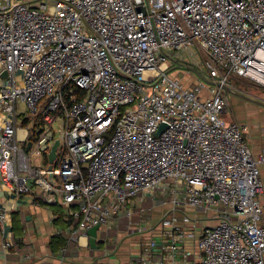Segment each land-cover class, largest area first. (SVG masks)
Masks as SVG:
<instances>
[{
	"label": "built area",
	"instance_id": "built-area-1",
	"mask_svg": "<svg viewBox=\"0 0 264 264\" xmlns=\"http://www.w3.org/2000/svg\"><path fill=\"white\" fill-rule=\"evenodd\" d=\"M192 45L208 85L168 73ZM232 77L264 90V0H0V191L62 208V258L97 225L140 238L92 264H264V152L222 118ZM13 211L0 251L27 262Z\"/></svg>",
	"mask_w": 264,
	"mask_h": 264
},
{
	"label": "crops",
	"instance_id": "crops-1",
	"mask_svg": "<svg viewBox=\"0 0 264 264\" xmlns=\"http://www.w3.org/2000/svg\"><path fill=\"white\" fill-rule=\"evenodd\" d=\"M254 86L257 87L244 79L238 77L230 78V90L228 94L235 93L236 98L234 97V103L238 107L241 106L242 113L231 115V118H224V120L238 122L243 127V136L249 148L252 152L258 153L264 152V102L251 93V89ZM229 104L227 111L231 107L230 100ZM260 176L262 189L257 198L262 206L261 224L264 225V164L260 166ZM1 203L4 206L15 203L17 212L23 216L22 245H18L17 243L16 245L19 248V252H24L26 249H29L32 257L30 261L23 262L19 261V256L15 254H9L5 258L0 251V264H60V262L61 264H92L98 258L91 257L90 250L93 248L87 250L89 256L88 254L79 256L78 252L74 256V251L71 253L72 256L67 255L63 258L58 254V251L55 253L50 250L48 241L51 236H55L52 233L66 226V221L63 218V210L59 205H46L40 201L31 202L27 197H22L15 202L13 199H8L0 191ZM60 235L67 238L65 234ZM139 238V235L124 237L119 247H117L116 253L113 254L121 256V261L126 260L127 254L135 250L134 247ZM115 255H111L110 259H114Z\"/></svg>",
	"mask_w": 264,
	"mask_h": 264
},
{
	"label": "rangeland",
	"instance_id": "rangeland-1",
	"mask_svg": "<svg viewBox=\"0 0 264 264\" xmlns=\"http://www.w3.org/2000/svg\"><path fill=\"white\" fill-rule=\"evenodd\" d=\"M200 47V46H199ZM201 50V48H200ZM199 48L196 45L190 46V48L185 49V50H180V54L182 55L181 59H172L170 62V68L168 70V73L171 77H177L178 79L181 80V82L184 85H194L200 80L204 85H208V79H207V70L204 65V56L202 50L200 52ZM251 93L259 98V100H263L264 102V91L259 89L258 87H253L251 89ZM252 96V95H251ZM234 97L235 93L229 94V100L231 102V107L228 108V111L226 114L222 115V118L228 119L229 117L231 118V115H237L238 113H242L241 106L238 107L236 103H234ZM253 97V96H252ZM230 105V104H229ZM38 158L40 156H33L32 160L33 161H38ZM48 162V161H47ZM49 163V162H48ZM51 167V164H48ZM198 212L195 213L197 215ZM203 225H206V223H203ZM122 228L120 229V234H118L116 237L114 235V229L111 228L109 230V238L105 242H101L98 244L97 248H93L90 250V254L92 258H97L98 256H101L102 251L105 249H111L113 251L114 243L116 242V239L120 242L126 234L123 232L121 233ZM76 250L78 252L79 256L87 255L88 254V249H76V247L71 243L68 246V252L67 254L72 256L71 253L74 251V256H76ZM89 256V254H88Z\"/></svg>",
	"mask_w": 264,
	"mask_h": 264
},
{
	"label": "trees",
	"instance_id": "trees-1",
	"mask_svg": "<svg viewBox=\"0 0 264 264\" xmlns=\"http://www.w3.org/2000/svg\"><path fill=\"white\" fill-rule=\"evenodd\" d=\"M13 223H12V230L15 242L18 245H22V235H23V216L17 212H12ZM67 242V238L62 235H55L51 236L50 240L48 241V245L52 252H57L59 249L64 246Z\"/></svg>",
	"mask_w": 264,
	"mask_h": 264
},
{
	"label": "water",
	"instance_id": "water-1",
	"mask_svg": "<svg viewBox=\"0 0 264 264\" xmlns=\"http://www.w3.org/2000/svg\"><path fill=\"white\" fill-rule=\"evenodd\" d=\"M3 75H5V73H3ZM164 127H165V125L162 124L161 127H160V129H163ZM159 131L157 132V134L159 133ZM57 144H58V141L56 140L53 143V145L51 147V150L49 152V155H48L49 160H52L54 158V156H55V149H56ZM29 146H30V142L27 144L26 149H29ZM97 228H98V226L95 225V226L89 228L88 231H87V233L90 235V238L88 240L90 248H97L98 247V244L96 243V240L94 238L95 235H96V229Z\"/></svg>",
	"mask_w": 264,
	"mask_h": 264
},
{
	"label": "bare ground",
	"instance_id": "bare-ground-1",
	"mask_svg": "<svg viewBox=\"0 0 264 264\" xmlns=\"http://www.w3.org/2000/svg\"><path fill=\"white\" fill-rule=\"evenodd\" d=\"M22 131L20 130V133H21Z\"/></svg>",
	"mask_w": 264,
	"mask_h": 264
}]
</instances>
